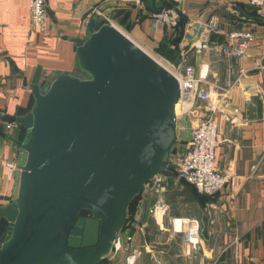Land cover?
<instances>
[{
	"label": "crops",
	"instance_id": "crops-1",
	"mask_svg": "<svg viewBox=\"0 0 264 264\" xmlns=\"http://www.w3.org/2000/svg\"><path fill=\"white\" fill-rule=\"evenodd\" d=\"M46 5L49 20L43 34L32 23L29 0H0V206L12 202L17 170L9 165L18 166L17 142L26 133L9 120L32 109L35 85L44 88L58 75L79 74L73 39L87 38L89 26L96 20L97 25L116 26L156 59L173 65L188 63L197 78L210 83L196 88L210 91L205 109L179 120L173 156L187 151L196 118L214 117L218 123L215 167L233 179L216 194L200 198L194 185L167 176L165 194L172 215L192 217L196 207L201 243L186 254L174 250L180 240L186 251L185 235L169 230L171 223L167 228L148 223L152 220L148 210L155 200L149 197L148 206L142 207L139 228L131 225L127 231L135 233L134 248L145 247L137 264H264V8L247 0H187L186 13L180 18L184 27L168 28L158 26L153 14L168 5L178 7L170 0H142L141 5L117 0H46ZM93 9L103 15L91 14ZM208 15L207 23L217 22L220 32L209 34L205 28L196 35V26ZM87 18L90 22L85 24ZM233 32L255 36L246 55L233 63L211 48H196L205 40L210 46L224 43ZM224 89L226 95L222 96ZM179 202L187 203L188 215L174 209ZM7 226L8 221L0 217V240ZM155 232H159L158 240ZM122 254L110 256L107 264H125L127 253Z\"/></svg>",
	"mask_w": 264,
	"mask_h": 264
},
{
	"label": "water",
	"instance_id": "water-1",
	"mask_svg": "<svg viewBox=\"0 0 264 264\" xmlns=\"http://www.w3.org/2000/svg\"><path fill=\"white\" fill-rule=\"evenodd\" d=\"M73 42L79 74L35 85L32 109L9 120L26 133L12 202L0 206V264H101L145 185L178 178L177 78L112 24L93 20Z\"/></svg>",
	"mask_w": 264,
	"mask_h": 264
},
{
	"label": "built area",
	"instance_id": "built-area-1",
	"mask_svg": "<svg viewBox=\"0 0 264 264\" xmlns=\"http://www.w3.org/2000/svg\"><path fill=\"white\" fill-rule=\"evenodd\" d=\"M123 4L141 5L142 0H117ZM178 7L163 8L153 14V20L158 26L175 28L179 24L182 14L186 13L184 4L187 0H170ZM248 4L257 8H264V0H247ZM29 8L31 20L37 31L46 34L48 27V12L46 0H29ZM91 14L102 16L99 9H93ZM90 22L89 18L85 20V24ZM206 31L209 34L219 33L217 22L210 20L206 26ZM255 42V36L252 32H233L228 35L227 41L219 44H208L205 40L203 43L196 46L197 50L211 48L214 52L221 55L227 62L233 63L237 59L244 57L248 52L250 46ZM151 55V54H150ZM154 57V56H153ZM158 60L169 72H171L179 81L180 86V105L181 113L179 120L185 116H191L196 110H204V104L211 99L210 91H197V85L210 83L196 77L195 68L188 63L181 65H173L165 60ZM214 86V85H213ZM222 92L221 95H226ZM213 112L214 110L209 109ZM192 123V137L188 144V149L182 154L172 156V163L175 166V173L179 180L185 181L196 187L199 193L206 195H214L220 190L224 189L229 184L233 183V179L226 174H221L216 170V147L218 143V123L214 117H198ZM12 126L17 124L12 123ZM174 157V158H173ZM9 167L13 170H18L16 164H10ZM167 176L157 175L152 181L147 183L139 198L138 212L134 214V221L129 223L132 228H137L141 219L142 207L144 201L149 197H154L155 200L150 206L149 215L159 223L163 215L168 213L170 207L163 200L160 199L168 191V184L166 182ZM144 198V200H143ZM137 210V209H136ZM180 221L182 226L177 230V222ZM187 226V228H183ZM172 229L175 233H184L186 241L192 246L193 250L198 249L200 243L202 228L198 219H174L172 222ZM135 242V233L130 232L125 239L122 234L114 243L111 254L127 253L125 264H137L139 258L142 256V248L133 247Z\"/></svg>",
	"mask_w": 264,
	"mask_h": 264
},
{
	"label": "rangeland",
	"instance_id": "rangeland-1",
	"mask_svg": "<svg viewBox=\"0 0 264 264\" xmlns=\"http://www.w3.org/2000/svg\"><path fill=\"white\" fill-rule=\"evenodd\" d=\"M197 192H198V190H197ZM199 193V192H198ZM200 194V198H203V197H207V196H210V195H206V194H202V193H199ZM168 195V193L167 194H164V195H162L161 196V198L160 199H163L168 205H169V207H170V209H169V211H168V213H166L165 215H163L160 219H158L160 222L159 223H157L155 220H153V218H152V220H148V223L149 222H151V224L150 225H152V224H155V222L158 224V226L161 228V227H166L167 228V224H172V222H173V220L174 219H192V218H194L195 217V215H196V213L198 212L197 211V208L195 207V209H193V212H191V209H190V212H191V215H193L192 217H186V216H184V217H186V218H178V217H182V216H178V217H175V216H173L172 215V211H170V210H173L172 209V207H171V205H170V203H168L167 201H166V196ZM203 196V197H202ZM153 197H156L157 198V196H153ZM143 200H144V198H143ZM151 202H153V201H151ZM148 204H149V201H144V207L146 208V206H148ZM152 205V203L150 204V206ZM138 206H139V201L137 200V202H136V204H135V209H137L138 208ZM174 209L175 210H179L181 213H182V215H188V205H187V203H186V205H185V203H182V202H179V203H175L174 205ZM142 210H144L143 208H142ZM134 214H136V212L134 211V212H132V217H130L131 219H129L128 218V223L129 222H133L134 221V219H133V217H134ZM140 227H141V229H143V225L141 226L140 225ZM172 227V226H171ZM170 227V225H169V230H173L172 228ZM139 228V224H138V227L136 228V229H138ZM184 229L185 228H187V226H185V227H183ZM202 228V227H201ZM141 229H139V232H141ZM129 230V226L121 233L122 234V238L123 239H125L126 238V236L128 235L127 234V231ZM174 232V231H173ZM169 233V232H168ZM175 233V232H174ZM153 234V233H152ZM169 234H171V233H169ZM182 234H184V233H182ZM185 235V234H184ZM154 236H155V238L154 239H156V240H158L159 238H160V235H159V232H155L154 233ZM166 236V235H165ZM167 237V236H166ZM165 237V238H166ZM185 240H186V237H185ZM200 243H201V241H200ZM200 243L198 244V248H199V245H200ZM134 247V246H133ZM140 248H142V256H143V254H144V252H145V247H140ZM178 250V252L180 253V254H186V252L187 253H189V252H192V246L186 241V251H185V245L183 244V243H181V241L180 240H177V242H176V244H175V246H174V250ZM125 254L124 252H119V253H117V254H115V255H112V257L113 258H117L120 254ZM122 254V255H123ZM141 256V257H142ZM184 256V255H183ZM140 257V258H141ZM139 258V259H140ZM181 263H183V261L181 260ZM168 264H172V263H168Z\"/></svg>",
	"mask_w": 264,
	"mask_h": 264
},
{
	"label": "trees",
	"instance_id": "trees-1",
	"mask_svg": "<svg viewBox=\"0 0 264 264\" xmlns=\"http://www.w3.org/2000/svg\"><path fill=\"white\" fill-rule=\"evenodd\" d=\"M167 7H172V6H170V5H168ZM184 21H183V19L179 22V25H178V27H176V28H183L184 27ZM100 26H102V25H97V28H99ZM24 138H25V136H24ZM24 138H23V140H24ZM195 191V190H194ZM196 192V191H195ZM199 196H200V194L199 193H197ZM203 197V196H202ZM139 198H140V196L139 197H137L133 202H132V204H131V206H130V209H129V219H131L130 218V216H131V214H132V212H134V211H136V209H135V204H136V202H137V200H139ZM83 213H85V212H83ZM82 213V214H83ZM130 223V222H129ZM129 223H128V226H129ZM127 226V227H128ZM130 227V226H129ZM101 264H107V261L105 260V261H103Z\"/></svg>",
	"mask_w": 264,
	"mask_h": 264
},
{
	"label": "bare ground",
	"instance_id": "bare-ground-1",
	"mask_svg": "<svg viewBox=\"0 0 264 264\" xmlns=\"http://www.w3.org/2000/svg\"><path fill=\"white\" fill-rule=\"evenodd\" d=\"M180 221L177 222V229L181 228L182 226L180 225Z\"/></svg>",
	"mask_w": 264,
	"mask_h": 264
},
{
	"label": "flooded vegetation",
	"instance_id": "flooded-vegetation-1",
	"mask_svg": "<svg viewBox=\"0 0 264 264\" xmlns=\"http://www.w3.org/2000/svg\"><path fill=\"white\" fill-rule=\"evenodd\" d=\"M82 215H83V216H89V213H86V212H85V213H83Z\"/></svg>",
	"mask_w": 264,
	"mask_h": 264
}]
</instances>
